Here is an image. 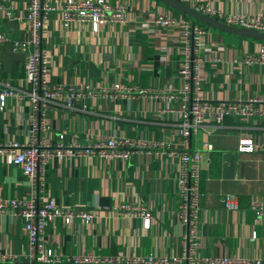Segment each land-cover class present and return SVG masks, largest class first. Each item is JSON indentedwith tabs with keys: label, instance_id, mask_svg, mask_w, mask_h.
<instances>
[{
	"label": "crops",
	"instance_id": "obj_1",
	"mask_svg": "<svg viewBox=\"0 0 264 264\" xmlns=\"http://www.w3.org/2000/svg\"><path fill=\"white\" fill-rule=\"evenodd\" d=\"M49 1L58 7L49 15L42 35L49 80L67 86L88 84L92 91L76 98L73 107H67L63 100L52 102L43 136L52 143L64 133L65 144L131 137L163 142L165 146L133 150L127 159L98 152L52 159L46 171L45 197L63 207L102 209L89 223L75 218L67 224L57 218L46 227V243L63 255L180 257L186 227L178 215L179 158L172 151L199 149L202 196L196 255L264 261V216L257 218L251 208L254 198L264 197V154L238 150L239 138L244 134L264 142V115H229L221 124L207 120L186 141L176 111L181 96H161L164 88L180 89L185 84L180 72L182 28L159 25L150 31L140 24L141 18L156 16L160 11L193 21L191 16L162 0H110L127 5L128 20L108 23L94 32L91 26L64 25L60 8L65 0ZM182 1L195 8L211 5L224 14L239 12L264 20V0ZM28 2L0 0L3 6L14 4L20 14L26 12ZM196 23L208 30L202 96L210 100L264 98V64L245 62L246 54L256 52L264 40L224 31L199 20ZM0 31L10 38L0 44V79L10 78L19 84L26 58L14 60L12 70L7 72L3 54L15 51L13 41L29 38V26L24 19L9 17L0 8ZM116 82L149 92L146 96L135 91L112 98L104 90ZM31 111L28 98L9 96L5 105L0 104V141L28 142ZM206 142L213 147L208 149ZM228 154H232V164L226 158ZM31 192L22 166L0 156V196L28 197ZM226 193L235 194L239 209L224 206L222 198ZM125 202L151 210L150 226H145L140 215L121 214L116 206ZM24 226L21 217L0 215L1 253L25 256L28 250Z\"/></svg>",
	"mask_w": 264,
	"mask_h": 264
},
{
	"label": "built area",
	"instance_id": "obj_2",
	"mask_svg": "<svg viewBox=\"0 0 264 264\" xmlns=\"http://www.w3.org/2000/svg\"><path fill=\"white\" fill-rule=\"evenodd\" d=\"M7 16L24 19L30 36L27 40L13 41L15 51H24L26 61L24 76L19 84L12 79H0V104L5 105L9 96L19 99L28 98L32 104L30 114V140L0 141V156L9 163L22 166L30 186L31 195L28 197H1L0 215L12 218L21 217L27 234V250L25 256L0 252V264H264L261 259H236L224 257H198L196 248L199 244V225L201 211V180L202 158L201 151L188 149L172 153L179 158L177 174L178 215L186 227L183 241V251L178 258L149 256H115L91 253H77L63 255L56 252L45 241V231L48 224L57 218H63L70 224L75 218L89 223L96 218L102 208L76 207L69 208L57 204L52 198L45 197L46 171L50 161L54 158H71L98 152L102 156L129 158L133 150L143 151L157 147H164L163 142L134 139L131 137H109L94 144L64 143V133H60L55 143L50 142L42 132L48 128L47 109L52 102L63 100L67 107L74 106V100L84 97L86 92L92 91L90 85H65L49 80L48 58L43 40V28L49 15L58 9L49 0H29L26 12L18 13L14 4L3 6ZM64 25L74 23L77 27L91 26L94 32L108 23L126 22L128 7L123 3H113L110 0H65L60 8ZM201 11L217 17L229 24L242 27H252L264 31V20L261 17H248L243 13L231 12L224 14L211 5L198 8ZM141 26L150 31L156 27L180 25L183 43V60L180 72L185 84L182 88H164L162 97L175 98L181 96L176 109L181 119V134L186 141L195 135L207 120L221 124L229 115L239 117H258L264 115V98H237L224 100H210L200 93L202 81L205 78L203 65L207 59L205 26L193 23L186 17L174 16L169 12L160 11L156 16L143 17ZM10 38L0 31V44ZM208 50V48H207ZM216 60L221 58L212 56ZM245 62L249 64H264V43L260 44L256 52L247 53ZM108 91L112 98L127 95L135 91L146 96L149 90L136 86H125L119 82L113 84ZM208 149L212 143L206 142ZM238 150L243 152L261 151L264 154V142L257 141L251 134L241 135ZM222 201L228 209H239V203L233 193H226ZM251 208L257 218L264 216V197L254 198ZM104 209V208H103ZM116 209L124 215H140L144 218L145 226H150L153 214L151 210L140 205L122 203ZM256 232L253 236L256 237Z\"/></svg>",
	"mask_w": 264,
	"mask_h": 264
},
{
	"label": "water",
	"instance_id": "obj_3",
	"mask_svg": "<svg viewBox=\"0 0 264 264\" xmlns=\"http://www.w3.org/2000/svg\"><path fill=\"white\" fill-rule=\"evenodd\" d=\"M170 6L184 12L191 16L193 23H196V20H199L203 23H206L210 26L222 29L224 31L240 34L243 36H248L260 40H264V31L252 28V27H242L234 24H229L217 17L211 16L198 8L191 6L183 2L182 0H162ZM26 53L23 51H12L5 52L3 54V68L5 71L9 72L12 70L13 62L16 59L25 61ZM227 160L232 164V154L226 155ZM232 166V165H231Z\"/></svg>",
	"mask_w": 264,
	"mask_h": 264
},
{
	"label": "rangeland",
	"instance_id": "obj_4",
	"mask_svg": "<svg viewBox=\"0 0 264 264\" xmlns=\"http://www.w3.org/2000/svg\"><path fill=\"white\" fill-rule=\"evenodd\" d=\"M200 24V23H199Z\"/></svg>",
	"mask_w": 264,
	"mask_h": 264
}]
</instances>
